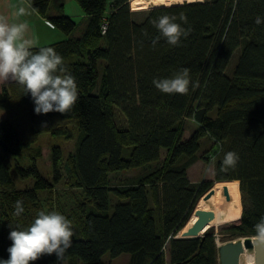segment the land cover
I'll use <instances>...</instances> for the list:
<instances>
[{"label":"trees","instance_id":"16d2710c","mask_svg":"<svg viewBox=\"0 0 264 264\" xmlns=\"http://www.w3.org/2000/svg\"><path fill=\"white\" fill-rule=\"evenodd\" d=\"M27 1L64 34L73 31L71 16L48 13L51 0ZM76 2L87 16L82 35L37 46L53 47L75 76L79 99L73 108L37 115L21 85L1 84L0 109L9 111L12 121H0V258H8L10 228L28 227L43 210L72 222L75 235L63 258L69 264H106L102 255L123 252L131 255L127 264H219L212 229L199 237L173 236L212 185L192 182L187 174L209 155L215 158L214 180H231L213 184L211 226L238 220L228 232L256 236L255 225L264 217V24L254 23L264 16V0L185 1L143 11L132 10L130 0ZM165 14L188 30L178 46L163 38L153 44L159 33L150 21ZM182 68L190 69L196 84L187 94H163L153 86V78L171 77ZM116 107L126 127L118 126ZM187 118L196 127L184 138ZM72 123L79 138L65 161L60 145L50 147V181L37 167L36 141L41 132L69 137ZM206 137L209 146L200 154ZM228 151L239 155L234 168L222 165ZM14 155L27 160L14 158V166L21 178H33L32 185L16 187L10 173ZM150 162L156 165L137 178L110 183L112 172ZM59 181L65 189L58 195ZM17 200L25 208L19 217L13 214ZM58 262L52 254L31 264Z\"/></svg>","mask_w":264,"mask_h":264},{"label":"clouds","instance_id":"9594fccd","mask_svg":"<svg viewBox=\"0 0 264 264\" xmlns=\"http://www.w3.org/2000/svg\"><path fill=\"white\" fill-rule=\"evenodd\" d=\"M23 13L13 12V17ZM186 22L184 15L179 16ZM159 36L169 45L178 46L188 30L177 22V17L161 15L150 21ZM254 23L264 24V16L257 15ZM27 23L0 17V81H14L23 87L37 115L50 112L67 113L79 99L76 78L65 66L64 58L53 47H37L36 40L28 35ZM153 86L163 94H187L196 87L190 76V69L182 68L171 77L153 78ZM0 115L3 110L0 109ZM239 155L234 151L224 154L222 165L234 168ZM25 211L23 201L14 203V215L19 217ZM256 238L264 241V217L255 225ZM75 233L72 222L58 211H39L35 219L26 228H10L6 249L8 258H0V264H31L42 255L55 254L62 261L65 253L72 247Z\"/></svg>","mask_w":264,"mask_h":264},{"label":"rangeland","instance_id":"374dc122","mask_svg":"<svg viewBox=\"0 0 264 264\" xmlns=\"http://www.w3.org/2000/svg\"><path fill=\"white\" fill-rule=\"evenodd\" d=\"M61 1L63 3V7H64V11H65L64 14H66V15L71 14L72 15V17H70V18L75 22V27L69 35L64 34L61 30L56 28L55 31L60 36L57 37L58 39H54L52 42L64 39L67 36H70V37L81 36L83 33V30H84L85 24H86L85 23L86 22L85 14L83 13L82 9L80 8V6L76 2V0H51V3H50L51 6L49 8L48 13L52 12L53 4L59 3ZM137 1L142 5H146L145 0H137ZM185 1L188 2L187 0H179V1L167 0V1H165L164 4L160 3V2L154 3V4L148 3V7L142 6V8L132 9V10L143 11L144 9H148V8H151L154 6H162V5H168V4H174V3H182ZM194 1H201V0H194ZM130 8H131V2H130ZM58 12H61V11L58 10ZM237 52L238 51H235L233 53V55L230 59L229 67L232 66L233 63L235 62L236 57H237ZM76 58L77 57H75V56H71L69 59L70 60H76ZM104 64H105L104 60L101 59L98 61L97 82L99 81V79L101 77ZM5 111H6L5 112L6 115H8L7 118H9L11 120V116H10L9 111H7V110H5ZM7 118H3V119H7ZM115 118H116L118 126H120V127H126L127 126V120L118 107L115 108ZM3 119H1V120H3ZM195 127H196V122L192 118L185 119V130H184L183 137L186 138ZM76 129L77 128H75L73 123L69 124V137H64L62 135L51 136L48 132H41L39 134L38 139L36 141V144L40 145V147H41V156L38 157V159L36 160V164H37L39 171L48 180L53 181V172H52L51 165H50V147H51V145L52 144L60 145L61 151H62V162H64L68 153L74 151L75 144L78 141L79 135H78ZM209 143H210V140L207 137L202 139L201 147H200V150L198 152L201 154V151L205 150L204 148L208 147ZM128 153H129L128 148L124 147L123 156L127 157ZM163 156H164V150L161 151V158ZM14 158L18 159L20 162H23V163H27V160L24 157L18 158L17 156L15 157V155L11 156L12 167H11L10 173H11L12 178L15 181L16 187L22 188L24 186L32 185V183H33L32 177L21 178L19 176V173L16 171L15 166H14ZM214 161H215L214 155L213 156L209 155L208 161H206L205 159H200V158L198 160H196V162H194L187 169V174H188L189 179L192 182H196V183L200 182L201 180H209L213 184L215 182L214 174H213ZM154 165H156V162H150V163L138 166V167L133 168V169L120 170V171L112 172L110 174V183L112 185H118V184L126 182V181H131L132 179L137 178L139 175L144 174L148 170H151ZM238 184H239V182H238ZM55 189H56L55 191H57L58 195H59V192L62 193L65 189V185L63 184V181H59V183L57 185H55ZM55 196H56V194H55ZM65 198H67V197H63L62 199H65ZM240 202H241V196H240ZM213 206H214L213 194L206 200H204L201 197L196 209L194 210L193 213H191L192 215L190 217L189 224L194 221V219L196 218V213L198 211L208 210V211L213 212ZM90 208H92V206H90ZM109 210L110 211L112 210V205H110ZM211 221H212V219L209 221V224L206 227H209L210 229H212V231L214 232L216 240L218 239L219 241L221 240L220 242H223L226 240H232V239L238 238L235 235H232L230 233V231L228 232V230H227L228 229L227 227L238 223V220L227 222V223H222V224L216 225V226H214V224L211 226ZM240 238H244V237H239L238 239H240ZM244 248L247 251V253L252 254L251 253L252 251L250 248H248V247H244ZM130 257H131V255L128 252H123V253H120V254L113 256V257H111L108 253H105L104 255H102V261L106 264H127L130 260ZM242 260H243V257H242ZM58 264H69V262L67 260H62V261H59ZM76 264H89V263L79 260L76 262Z\"/></svg>","mask_w":264,"mask_h":264},{"label":"water","instance_id":"95a60500","mask_svg":"<svg viewBox=\"0 0 264 264\" xmlns=\"http://www.w3.org/2000/svg\"><path fill=\"white\" fill-rule=\"evenodd\" d=\"M222 181L231 180H215V182ZM213 184L202 195L204 200L208 199L214 193ZM190 217L173 237L189 238L202 236L203 233L209 228L206 226H208L209 221L214 217V213L208 210L198 211L194 221L189 224ZM216 245L218 246L219 264H243L240 262V255L243 252L244 247L252 248L254 264H264V241L258 240L256 236H245L244 239L236 238L232 240H226L219 244L216 242Z\"/></svg>","mask_w":264,"mask_h":264},{"label":"crops","instance_id":"0c3cea01","mask_svg":"<svg viewBox=\"0 0 264 264\" xmlns=\"http://www.w3.org/2000/svg\"><path fill=\"white\" fill-rule=\"evenodd\" d=\"M51 3V1H50ZM51 4L49 5L50 8ZM51 15L58 13H65L62 1L53 4ZM23 10V13L18 17H13V12H19ZM60 10L61 12H58ZM72 17L71 14H67ZM0 17L7 18L9 22L14 19H18L21 22L27 23L29 26L28 35L36 40L37 46H42L51 43L54 39H58L60 35L56 33V27H54L47 17L39 14L27 0H0ZM85 18L87 16L85 15ZM5 81H0L1 84ZM3 111V115H0V121L3 118H7L8 115Z\"/></svg>","mask_w":264,"mask_h":264},{"label":"bare ground","instance_id":"6f19581e","mask_svg":"<svg viewBox=\"0 0 264 264\" xmlns=\"http://www.w3.org/2000/svg\"><path fill=\"white\" fill-rule=\"evenodd\" d=\"M146 2V5H142V4H140L137 0H130V2H131V9H138V8H142V6H144V7H148V3H158V2H160V3H165V1H167V0H145ZM170 1H179V0H170ZM188 2H191V1H194V0H187ZM202 197V196H201ZM200 197V198H201ZM199 201H200V199L197 201V203L195 204V206H194V210L196 209V207H197V205H198V203H199ZM194 212V211H193ZM250 237H252V236H250ZM240 239H244V238H240ZM217 241V243L219 244V243H221L218 239L216 240ZM251 249V253L252 254H249V253H247V251L245 250V248H244V250H243V252L241 253V255H240V262L241 263H243V264H254V256H253V250H252V248H250ZM242 257H243V260H242Z\"/></svg>","mask_w":264,"mask_h":264},{"label":"built area","instance_id":"2783aa9c","mask_svg":"<svg viewBox=\"0 0 264 264\" xmlns=\"http://www.w3.org/2000/svg\"><path fill=\"white\" fill-rule=\"evenodd\" d=\"M105 27H106V23L104 22V23L102 24V32L105 30Z\"/></svg>","mask_w":264,"mask_h":264}]
</instances>
